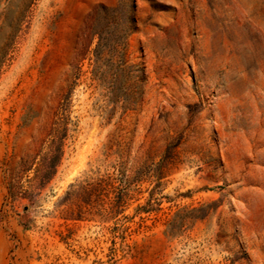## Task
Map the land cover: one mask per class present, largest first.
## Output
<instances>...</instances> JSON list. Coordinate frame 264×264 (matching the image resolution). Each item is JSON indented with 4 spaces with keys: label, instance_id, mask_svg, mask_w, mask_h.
Listing matches in <instances>:
<instances>
[{
    "label": "rangeland",
    "instance_id": "rangeland-1",
    "mask_svg": "<svg viewBox=\"0 0 264 264\" xmlns=\"http://www.w3.org/2000/svg\"><path fill=\"white\" fill-rule=\"evenodd\" d=\"M0 264H264V0H0Z\"/></svg>",
    "mask_w": 264,
    "mask_h": 264
}]
</instances>
